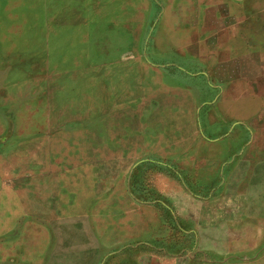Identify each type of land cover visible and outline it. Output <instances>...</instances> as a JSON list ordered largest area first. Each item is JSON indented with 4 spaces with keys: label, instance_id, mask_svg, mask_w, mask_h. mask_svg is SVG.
I'll use <instances>...</instances> for the list:
<instances>
[{
    "label": "rangeland",
    "instance_id": "374dc122",
    "mask_svg": "<svg viewBox=\"0 0 264 264\" xmlns=\"http://www.w3.org/2000/svg\"><path fill=\"white\" fill-rule=\"evenodd\" d=\"M235 2L0 0V264H264V49L191 45Z\"/></svg>",
    "mask_w": 264,
    "mask_h": 264
},
{
    "label": "crops",
    "instance_id": "0c3cea01",
    "mask_svg": "<svg viewBox=\"0 0 264 264\" xmlns=\"http://www.w3.org/2000/svg\"><path fill=\"white\" fill-rule=\"evenodd\" d=\"M236 1V10L234 8L233 15H217L214 16V21L223 22L221 26H214L209 29L206 27L208 21L207 16H203L201 20H198V25L200 28L199 35L191 45L201 46L203 45V40L222 39L223 42L220 45H214L215 52H232L235 53H246L254 52L257 53V48L264 49V0H234ZM225 23H228L226 26ZM236 27V34L232 33V38L229 34H226L225 31L231 32L232 28ZM212 34V36H211ZM236 37V41L234 38ZM232 39V40H231ZM254 48V51L252 50ZM248 49V50H247ZM264 52V51H263ZM223 98V97H222ZM217 97L215 100L216 103L211 104L212 113H226L225 104L230 103V101H225ZM235 101V99H234ZM236 106L233 104V107H230V113H241L242 106L240 101L236 99ZM245 108V107H243ZM228 113V112H227Z\"/></svg>",
    "mask_w": 264,
    "mask_h": 264
}]
</instances>
